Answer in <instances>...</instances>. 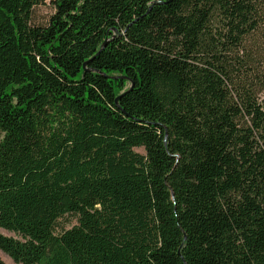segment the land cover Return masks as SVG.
Here are the masks:
<instances>
[{"label": "trees", "instance_id": "1", "mask_svg": "<svg viewBox=\"0 0 264 264\" xmlns=\"http://www.w3.org/2000/svg\"><path fill=\"white\" fill-rule=\"evenodd\" d=\"M45 2L0 0V250L264 264V0Z\"/></svg>", "mask_w": 264, "mask_h": 264}, {"label": "rangeland", "instance_id": "2", "mask_svg": "<svg viewBox=\"0 0 264 264\" xmlns=\"http://www.w3.org/2000/svg\"><path fill=\"white\" fill-rule=\"evenodd\" d=\"M45 4L39 5L34 12V18L36 22L43 23L49 16V14L52 11V7L50 6V0H45ZM136 151L142 152V149L137 148ZM72 223H74V220L72 217L67 216L62 220V224L64 227H69ZM0 234L5 236H11V237H17L13 232L7 231L5 229L0 228ZM0 259L5 264H20L14 262L8 255H6L4 252L0 250Z\"/></svg>", "mask_w": 264, "mask_h": 264}, {"label": "water", "instance_id": "3", "mask_svg": "<svg viewBox=\"0 0 264 264\" xmlns=\"http://www.w3.org/2000/svg\"><path fill=\"white\" fill-rule=\"evenodd\" d=\"M84 65H85V64H84ZM84 65H83V66H84Z\"/></svg>", "mask_w": 264, "mask_h": 264}]
</instances>
